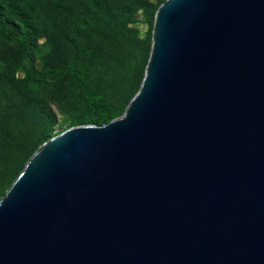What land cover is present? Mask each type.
I'll use <instances>...</instances> for the list:
<instances>
[{"label":"water","instance_id":"95a60500","mask_svg":"<svg viewBox=\"0 0 264 264\" xmlns=\"http://www.w3.org/2000/svg\"><path fill=\"white\" fill-rule=\"evenodd\" d=\"M0 264H264V0L160 3L124 112L0 197Z\"/></svg>","mask_w":264,"mask_h":264},{"label":"trees","instance_id":"16d2710c","mask_svg":"<svg viewBox=\"0 0 264 264\" xmlns=\"http://www.w3.org/2000/svg\"><path fill=\"white\" fill-rule=\"evenodd\" d=\"M164 0H0V197L66 127L121 115L144 75ZM146 29H143L141 25Z\"/></svg>","mask_w":264,"mask_h":264},{"label":"rangeland","instance_id":"374dc122","mask_svg":"<svg viewBox=\"0 0 264 264\" xmlns=\"http://www.w3.org/2000/svg\"><path fill=\"white\" fill-rule=\"evenodd\" d=\"M142 26V28L143 29H146V27L142 24L141 25ZM53 108L55 109V112L57 113V117H58V125L56 126V128H55V130L56 131H59V130H64V129H66L65 127H66V123L63 121V118H64V115L62 114V113H60L57 109H56V107L53 105Z\"/></svg>","mask_w":264,"mask_h":264}]
</instances>
